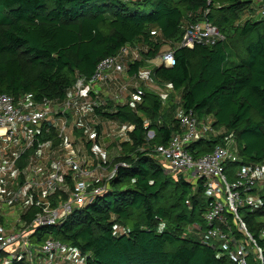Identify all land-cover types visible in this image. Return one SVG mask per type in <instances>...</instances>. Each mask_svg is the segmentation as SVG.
Here are the masks:
<instances>
[{"label":"trees","instance_id":"1","mask_svg":"<svg viewBox=\"0 0 264 264\" xmlns=\"http://www.w3.org/2000/svg\"><path fill=\"white\" fill-rule=\"evenodd\" d=\"M251 10L252 0H0V93L14 99L28 94L39 104L62 101L79 76L88 80L100 60L126 52L119 78L129 83L125 99L113 101L110 86L96 83L100 103L79 119L81 128H72L88 151L98 140L82 137L87 118L124 129L123 139L116 134V156L105 162L112 174L99 181L105 190L61 223L36 229L32 245L47 237L61 240L88 252V264H236L219 254L217 243L200 241L210 200L202 179L166 172L154 147L179 131V108L199 121L210 116L219 130L187 146L193 158L227 145L232 133L238 161L224 164L228 179L239 164L264 160V19L243 18ZM204 18L224 40L180 47L183 23ZM163 45L174 49L170 67L155 61ZM167 84L173 91L162 104L158 92ZM136 89L142 93L132 98ZM38 136L54 146L63 142L52 127ZM33 151L20 157L19 168ZM65 181L72 185L69 177ZM58 195L67 199L62 191L53 198ZM262 201L239 213L264 250V195ZM35 212L21 217L28 221ZM248 263L260 264L251 256Z\"/></svg>","mask_w":264,"mask_h":264},{"label":"built area","instance_id":"2","mask_svg":"<svg viewBox=\"0 0 264 264\" xmlns=\"http://www.w3.org/2000/svg\"><path fill=\"white\" fill-rule=\"evenodd\" d=\"M252 12L254 14L249 16ZM249 13L243 17L264 19V0H252V11ZM181 28L180 47L214 45L225 38L205 18L186 21ZM173 52L174 49L169 46L160 50L155 57L156 64L172 66ZM131 53L133 57H138L135 51ZM125 55L123 49L116 56L100 60L93 75L88 80L79 76L65 99L59 102L39 104L28 94L14 99L7 93H0V206L15 209L8 215H19L18 223L10 230L0 229V252L5 253L4 256L0 255V264L22 260L29 264H88V252L82 253L75 246L52 237L34 246L30 239L39 227L61 223L73 210L92 202L105 190V185H100L99 181L103 177L108 178L113 170L107 175H98L94 170L86 169L89 156L73 149L76 143L67 136L68 127L82 126L79 119L86 117L92 106L100 103L96 83L110 86L109 98L113 101L125 99L129 83L119 79L125 66ZM164 87L168 92L173 91L169 84ZM164 89L158 92L162 104L168 97ZM141 93V89H136L132 98ZM176 119L179 131L165 145H157L154 150L166 172L180 173L191 181L202 179L204 193L210 200L202 215L208 227L200 241L209 245L217 243L219 254L227 256L236 264H249L250 256L262 264L264 250L247 230L239 210L243 207L254 210L263 205L264 160L239 164L230 180L224 164L238 161L232 133L226 135L225 139L230 138L227 145L215 147L212 152L193 158L187 146L207 139L209 134L216 135L219 130L213 128L210 116L199 121L191 110L185 112L177 108ZM94 120L99 122L98 119ZM50 127L54 129L56 137L63 141L60 146H54L50 138L37 137L42 130L48 133ZM152 135L151 131L147 133L149 138ZM32 148L34 151L19 168L20 157ZM93 157L98 156L95 154ZM66 177H69L71 186L65 181ZM59 191L67 194L66 200H61L59 195L53 198ZM32 208L36 210L35 214L28 221L21 220L20 216ZM228 215L235 226L229 223ZM193 227L195 225L191 224L188 230ZM236 232L241 236L237 237ZM260 236L264 237V222Z\"/></svg>","mask_w":264,"mask_h":264},{"label":"rangeland","instance_id":"3","mask_svg":"<svg viewBox=\"0 0 264 264\" xmlns=\"http://www.w3.org/2000/svg\"><path fill=\"white\" fill-rule=\"evenodd\" d=\"M164 48H166V45H163L160 49H164ZM164 93L167 94L168 90L164 89ZM86 123H88V126H85V128L83 129L82 137H84V139L86 140L96 139V138L98 140L97 142L95 140L96 143L95 142L92 143V147L89 151L83 145L81 138H79L81 135L76 136L75 131L74 130L72 131L73 126H70V128L68 127L67 136L71 138L72 141L74 140L75 142L76 141L78 142L77 145L73 147V149L76 152L79 151V152H82V154L84 153L85 155L89 156L87 157L88 162L85 165L86 169L90 171L94 170L98 175L100 174L107 175L108 169H110V167H107L105 165V162L110 161L113 157H115L116 152H117L116 134L118 130H117L116 123L113 121H101V120L99 122H97V120L92 121L91 118H87ZM96 124L101 126V129L98 132H96L94 129V126H96ZM79 128H81V126ZM75 138H77V140H75ZM95 154L98 157H100L99 158L100 161L94 159L93 156ZM97 165L100 168L97 167ZM116 228L118 232L122 231L121 226L117 225Z\"/></svg>","mask_w":264,"mask_h":264},{"label":"crops","instance_id":"4","mask_svg":"<svg viewBox=\"0 0 264 264\" xmlns=\"http://www.w3.org/2000/svg\"><path fill=\"white\" fill-rule=\"evenodd\" d=\"M252 11V10H251ZM247 13H249V12H247ZM246 13V14H247ZM246 14H244V15H246ZM254 13L252 12V13H249L248 15L250 16V15H253ZM171 93V91H169L168 92V95L167 96H169V94ZM168 98V97H167ZM70 124H71V121H70ZM118 124L116 123V126H117ZM100 128H101V126H100ZM120 127H118L117 126V134L118 135H120V139H123L124 138V132L122 131H120ZM122 134V135H121ZM100 157H94V159H96V160H98V161H100V159H99ZM107 158V157H106ZM46 164H48L47 162H46ZM17 207V209H18V206H16ZM4 211H6L5 212V214H3L4 213ZM9 211H12V212H9ZM13 212H15V209L13 208L12 210H9L8 209V207H6V206H4V205H2V206H0V213H1V216H0V229L1 230H5V231H8V230H10L15 224H17L18 223V220H19V215L18 214H14V215H8V214H10V213H13ZM3 214V215H2ZM20 218H21V220H23V218L20 216Z\"/></svg>","mask_w":264,"mask_h":264}]
</instances>
